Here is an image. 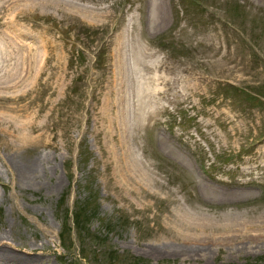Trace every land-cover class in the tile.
I'll return each instance as SVG.
<instances>
[{"label": "rangeland", "instance_id": "374dc122", "mask_svg": "<svg viewBox=\"0 0 264 264\" xmlns=\"http://www.w3.org/2000/svg\"><path fill=\"white\" fill-rule=\"evenodd\" d=\"M27 1L0 0V246L264 264V239L184 257L173 229L264 209V0Z\"/></svg>", "mask_w": 264, "mask_h": 264}, {"label": "bare ground", "instance_id": "6f19581e", "mask_svg": "<svg viewBox=\"0 0 264 264\" xmlns=\"http://www.w3.org/2000/svg\"><path fill=\"white\" fill-rule=\"evenodd\" d=\"M23 3L25 4V8H30L31 4L35 6L37 1H31L30 4L27 0H23ZM3 23L7 29H9V26L13 28V24H15L9 19L3 20ZM127 168L124 167L123 169L125 174L129 172L126 170ZM23 176H27L26 170L23 171ZM236 215L229 214L227 217L224 216L227 219L225 222H223L224 218L220 217L212 218L200 214L180 215L176 219L177 222L173 228L174 234L180 242V245L175 251L184 257L195 256L200 254L197 248L202 253H209L206 250H210L211 247L209 245L212 242H225L230 246H237L240 243L242 245L241 247L245 248L249 245V242L256 243L264 239V209L256 216L239 218ZM0 259L3 264H32V261L28 257L8 251L1 246Z\"/></svg>", "mask_w": 264, "mask_h": 264}]
</instances>
